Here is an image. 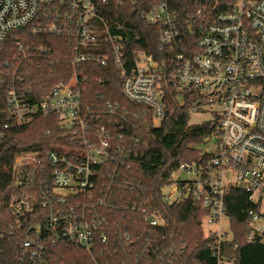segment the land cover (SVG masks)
<instances>
[{"label": "built area", "instance_id": "1", "mask_svg": "<svg viewBox=\"0 0 264 264\" xmlns=\"http://www.w3.org/2000/svg\"><path fill=\"white\" fill-rule=\"evenodd\" d=\"M212 4L213 0H0V50L11 30L42 15L49 23L33 31L64 35L73 69L66 82H57L37 101L29 86H8L0 138L9 127L51 115L65 134L80 141L78 146L52 145L46 152H24L15 158L12 172L18 183L24 179L22 168L39 166L42 171L37 192L45 212L40 222L27 226L12 264H49L53 245L91 252L106 240L101 231L106 216L92 204L70 201L76 195L92 197L96 167L109 160L116 162L109 174L114 180L126 154L121 145L111 148L105 128H100L102 138L96 145L85 139L92 110L75 74V66L83 62L114 66L123 96L146 106L153 126L162 121L164 100L172 90L179 102H186L188 120L190 112L210 109L213 118L200 122L209 125L202 138L207 148L200 150L198 160L179 163L173 172L186 176L173 177L172 172L162 198L166 202L191 198L205 211L202 223L220 224L228 219V189L240 187L248 201L258 205L248 211L247 240L264 241V224L256 223L264 219V0H234L225 10H215ZM137 22L155 28L159 57L131 47V40L138 37L130 36V24ZM119 106L104 100L102 108L112 114ZM45 165L50 166L48 178ZM11 210L22 214L34 209L28 198L13 196ZM144 219L150 225L158 221ZM212 231L217 236L215 264H234L219 252L226 232ZM4 235L0 233V240Z\"/></svg>", "mask_w": 264, "mask_h": 264}, {"label": "trees", "instance_id": "2", "mask_svg": "<svg viewBox=\"0 0 264 264\" xmlns=\"http://www.w3.org/2000/svg\"><path fill=\"white\" fill-rule=\"evenodd\" d=\"M232 2L213 0L212 6L225 10ZM48 23L47 17L39 15L26 26L11 30L5 38L0 50V119L8 112L4 94L8 86H29L37 101L57 82L71 77L67 38L45 29L33 31ZM154 32V27L130 24V36L138 37L131 40V47L143 48L159 57ZM75 74L83 100L92 110L85 139L96 145L102 138L100 128H105L110 132L111 148L121 145L126 157L114 180L109 174L115 171L116 162L109 160L96 167L99 173L94 177L92 197L76 195L70 201L92 204L106 216L107 225L101 227L106 240L91 252L71 245H53L48 251L49 264H215L217 236L214 231L203 234L204 209L191 198L175 202L162 198L163 187L171 181L179 163L201 158L195 146L209 131L208 123L188 124L186 102H179L172 90L164 100L162 121L153 126L151 111L123 96L114 66L83 62L75 66ZM104 100L116 101L120 106L111 114L102 108ZM79 144V140L58 127L51 115H37L27 124L4 131L0 138V233L5 235L0 240V264H12L27 226L40 222L45 212L37 192L42 171L39 166L22 168L24 179L18 183L12 172L15 158L24 152H46L52 145ZM45 166L48 178L50 166ZM13 196L18 200L28 198L34 210L13 213ZM225 205L230 234L220 238L221 256L234 264H264V241L247 240L251 218L248 211L258 205L248 201L247 193L240 187L228 189ZM144 217H156L157 224L150 225Z\"/></svg>", "mask_w": 264, "mask_h": 264}, {"label": "rangeland", "instance_id": "3", "mask_svg": "<svg viewBox=\"0 0 264 264\" xmlns=\"http://www.w3.org/2000/svg\"><path fill=\"white\" fill-rule=\"evenodd\" d=\"M212 118L213 117H212V113L210 109H205L203 112L201 111L190 112L188 123L192 125H196V124H200V122L202 121H209ZM207 146L208 144L202 142V143L196 144L195 147L199 150H204L205 148H207ZM172 176L173 177H177V176L185 177L186 175L183 172L176 170L175 172H173ZM256 223L264 224V219H259L258 221H256ZM202 229H203V234L205 236L213 232L212 230H216L218 232H226L227 235L230 234L229 223H228L227 218H223L220 224L209 225L206 222H203Z\"/></svg>", "mask_w": 264, "mask_h": 264}, {"label": "water", "instance_id": "4", "mask_svg": "<svg viewBox=\"0 0 264 264\" xmlns=\"http://www.w3.org/2000/svg\"><path fill=\"white\" fill-rule=\"evenodd\" d=\"M241 187H243V185H241Z\"/></svg>", "mask_w": 264, "mask_h": 264}]
</instances>
